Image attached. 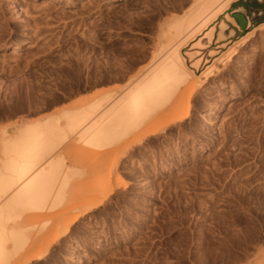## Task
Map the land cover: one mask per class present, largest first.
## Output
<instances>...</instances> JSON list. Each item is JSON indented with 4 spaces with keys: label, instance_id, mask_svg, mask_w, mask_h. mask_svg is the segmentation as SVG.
<instances>
[{
    "label": "rangeland",
    "instance_id": "obj_1",
    "mask_svg": "<svg viewBox=\"0 0 264 264\" xmlns=\"http://www.w3.org/2000/svg\"><path fill=\"white\" fill-rule=\"evenodd\" d=\"M197 1L0 0L6 16L12 14L0 31V140L15 135L20 122L96 90L117 95ZM262 2L237 0L218 16L217 31L221 22L228 24L226 44L217 36L195 52L202 55L196 75L145 128L181 112L190 97L185 122L134 143L126 157L125 142L99 148L72 136L64 144L63 171H78L67 204L89 203L109 186L113 190L45 260L32 264H264V28H256L264 21ZM26 3L32 8L25 10ZM235 11L247 15L245 31ZM205 31L188 40L186 56L205 42ZM16 43L22 48L14 56ZM118 179L126 185L117 186Z\"/></svg>",
    "mask_w": 264,
    "mask_h": 264
},
{
    "label": "bare ground",
    "instance_id": "obj_2",
    "mask_svg": "<svg viewBox=\"0 0 264 264\" xmlns=\"http://www.w3.org/2000/svg\"><path fill=\"white\" fill-rule=\"evenodd\" d=\"M235 1L198 0L180 21L162 34L166 41L139 74L120 85L117 95L96 90L61 105L55 112L30 122H20L13 136L3 135L0 140V264H32L45 260L71 226L89 209L103 204L113 190L109 186L102 197L89 203L67 204L68 188L78 171L73 166L63 171L67 163L60 149L72 136L99 148L125 142L122 156L126 157L134 143L152 139L166 127L190 118L189 97L181 112L154 127L145 128L152 116L176 101L180 88L196 75L202 55L194 56L195 52H201V48L208 47L215 39L214 21ZM31 8L26 3L25 10ZM7 13L0 6V31L11 24L12 14L6 16ZM249 25L250 21L247 27ZM227 27V22H221L219 40L226 37ZM257 27L264 28V21ZM204 29L205 42H200V48L194 52L187 51L186 56L182 52L186 43ZM244 36L219 57L221 61L235 53V44ZM225 44L226 41L221 42ZM21 48V44L16 43L11 53L16 56ZM213 51L215 49H210L209 55ZM213 66L214 63L203 71V78L210 74ZM139 129L143 131L135 141L126 140ZM117 164L118 161L114 166ZM124 185L123 179L117 180V186ZM71 211L75 213L69 218H61ZM30 250L33 251L28 253Z\"/></svg>",
    "mask_w": 264,
    "mask_h": 264
},
{
    "label": "water",
    "instance_id": "obj_3",
    "mask_svg": "<svg viewBox=\"0 0 264 264\" xmlns=\"http://www.w3.org/2000/svg\"><path fill=\"white\" fill-rule=\"evenodd\" d=\"M233 16L238 21L240 28L245 31L248 28L247 25L249 21L247 15L242 11H235L233 12Z\"/></svg>",
    "mask_w": 264,
    "mask_h": 264
},
{
    "label": "crops",
    "instance_id": "obj_4",
    "mask_svg": "<svg viewBox=\"0 0 264 264\" xmlns=\"http://www.w3.org/2000/svg\"><path fill=\"white\" fill-rule=\"evenodd\" d=\"M215 35H216V37L215 38H217V36H218V31L216 30V33H215ZM221 41H223V39H221Z\"/></svg>",
    "mask_w": 264,
    "mask_h": 264
},
{
    "label": "trees",
    "instance_id": "obj_5",
    "mask_svg": "<svg viewBox=\"0 0 264 264\" xmlns=\"http://www.w3.org/2000/svg\"><path fill=\"white\" fill-rule=\"evenodd\" d=\"M261 6L264 7V2L261 3Z\"/></svg>",
    "mask_w": 264,
    "mask_h": 264
}]
</instances>
